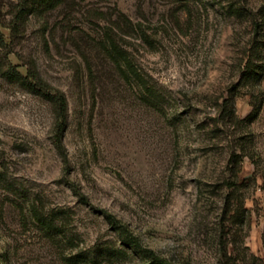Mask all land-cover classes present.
<instances>
[{"label":"rangeland","instance_id":"rangeland-1","mask_svg":"<svg viewBox=\"0 0 264 264\" xmlns=\"http://www.w3.org/2000/svg\"><path fill=\"white\" fill-rule=\"evenodd\" d=\"M0 264H264V0H0Z\"/></svg>","mask_w":264,"mask_h":264},{"label":"trees","instance_id":"trees-1","mask_svg":"<svg viewBox=\"0 0 264 264\" xmlns=\"http://www.w3.org/2000/svg\"><path fill=\"white\" fill-rule=\"evenodd\" d=\"M110 41H111V44L114 45V48H116V46H115L116 42L113 39H111ZM116 50H118V49L116 48ZM117 52L119 54H122V56H123V53L120 50H118ZM114 60H115L116 65L118 66V68L121 69L122 67L119 63V60L118 59H114ZM28 85L32 86V83L30 82V83H28ZM49 98H50L51 102H53L54 107H55V113H56L55 130L57 133V135L55 137V143L59 147V146H62V133H63V130H64L65 125H66L67 99H66V96L64 95V93H62L59 90L49 92ZM105 216L110 221L116 222V219L113 215L107 214V212H105ZM119 226L122 227L123 225L120 223ZM124 230H126V228ZM147 251L154 256V253L152 250L147 249ZM154 258L160 262L163 261V259L156 258V256H154Z\"/></svg>","mask_w":264,"mask_h":264}]
</instances>
